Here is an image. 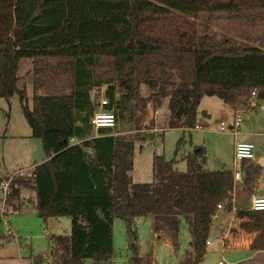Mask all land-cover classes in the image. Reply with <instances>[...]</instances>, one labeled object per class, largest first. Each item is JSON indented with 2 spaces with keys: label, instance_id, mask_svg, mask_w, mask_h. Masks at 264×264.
Instances as JSON below:
<instances>
[{
  "label": "trees",
  "instance_id": "1",
  "mask_svg": "<svg viewBox=\"0 0 264 264\" xmlns=\"http://www.w3.org/2000/svg\"><path fill=\"white\" fill-rule=\"evenodd\" d=\"M93 3L101 14L87 44L90 20L80 0H0V97L18 94L31 134L42 139L47 156L32 171L11 178L5 214L18 212L30 192L40 218H70L69 234L49 236L52 264H110L117 218L126 221L135 238L131 225L136 218L153 216L158 226L173 231L178 216L185 215L198 263L207 252L217 204L234 188L252 196L263 167L244 159L242 179L235 184L233 171L209 169L205 149L198 148L183 156L185 171L176 168L177 158L156 155V180L133 182L135 143L140 140L141 147L147 141L143 128L153 122H146L149 111L165 103L170 127L192 129L204 95L220 98L233 110L247 106L254 89L264 99V40L252 45L220 39L206 25L186 21L222 14L264 33V0ZM176 13L184 21L173 23ZM23 59L34 62L27 72L35 89L31 97L19 73ZM103 87L104 109L114 112L117 124L95 134L91 120L99 103L91 93ZM38 88L51 91L38 93ZM120 118H129L134 133L119 129ZM8 177L0 174V183ZM256 221L263 228L250 248L261 250L264 210L257 211ZM130 247L129 264H144L134 242ZM35 263L41 264V257Z\"/></svg>",
  "mask_w": 264,
  "mask_h": 264
},
{
  "label": "rangeland",
  "instance_id": "2",
  "mask_svg": "<svg viewBox=\"0 0 264 264\" xmlns=\"http://www.w3.org/2000/svg\"><path fill=\"white\" fill-rule=\"evenodd\" d=\"M80 2L84 14L90 20L85 29V42L88 44L97 33L95 19L101 14V11L95 7L93 0H80ZM206 17L203 16V19L199 20L187 17L186 21H191L196 26L199 25V22L203 26L206 25L208 30L220 39L228 36L252 45H261L264 40L262 28L233 22L222 14H214L207 19ZM172 21L178 24L184 19L176 13L172 16ZM33 66L32 60L23 59L19 71L24 76L29 97L35 92L31 74L27 73ZM102 89L104 87L97 92H101ZM143 90H145L144 87ZM50 91L47 88L37 89L38 93ZM94 91L96 90H93L92 93ZM103 96L104 93H101L99 99ZM255 97L257 94L251 99ZM238 108L243 110L245 107ZM238 108L233 110L220 98L204 95L199 106L198 120L199 124H203V128L199 130L170 127L169 110L166 103L157 110H150L146 122L151 120L153 122L143 128L148 139L146 142H142L141 147L140 140L135 143L133 182H154L156 180L153 172V160L156 155H163L167 160L177 158L176 168L185 171L187 163L182 159L183 156L198 148L205 149L208 168L212 170L226 168L233 172L238 169L240 171L241 163L235 160L233 151L234 132L220 131L221 121H225L227 125L233 124L235 115L240 110ZM203 111L207 116L202 114ZM241 116L244 118L240 123L241 129L247 127L252 128L255 132H260L255 134L251 140L256 145L258 152L264 155V101L261 100L260 105L256 108L243 110ZM131 125L133 124L129 118L119 119L120 130L129 133L133 128ZM131 133L134 132L131 130ZM237 140H243L242 136H237ZM42 156H46L42 139L31 135V127L23 113L18 94L10 99L0 97V174L10 176L18 171L23 164H27L26 162L32 157L40 158ZM257 185L259 192L264 194V170L260 174ZM229 196L230 194H227L224 199L223 203L226 205ZM245 196L250 199L254 197ZM28 197L31 198L30 192L24 194V198ZM3 208L4 197L0 190V215ZM5 219L16 236L5 235V224L0 220V232L5 235V239L0 241V264H31L32 261L35 263L36 260H40V257L41 264H52V258L48 254L51 250L49 236L69 234L71 231L70 218L50 217L45 221L38 216L36 207L30 203H25L18 212L7 214ZM229 220L230 218L225 219L222 226L219 227L224 233L229 228ZM128 230L125 220L115 219L113 254L110 264H129L133 256L130 244L133 242L139 255L145 257L144 264H219L220 262L234 264L246 255L244 249L238 246V242L231 237L228 238L230 246L225 247L224 241L218 239L219 232H217L210 235L213 245L207 247L204 259L196 263L190 218L185 215H180L177 218L176 235L171 233L174 230L170 232L164 226H158L153 216L134 219L131 230L134 232L132 235H135V238L130 237ZM33 256L34 258H32ZM87 263L93 264L91 261Z\"/></svg>",
  "mask_w": 264,
  "mask_h": 264
},
{
  "label": "crops",
  "instance_id": "3",
  "mask_svg": "<svg viewBox=\"0 0 264 264\" xmlns=\"http://www.w3.org/2000/svg\"><path fill=\"white\" fill-rule=\"evenodd\" d=\"M101 93H104V89H102L101 92L94 91L93 93H91V95H93L92 98L94 99L95 102L97 100V102L99 103V96L101 95ZM261 100L264 101V99L259 98L258 96L251 99L250 103L247 106H245V108H243V110L256 108L258 105H260ZM238 109L241 110V108H238ZM240 110L236 114L241 115L243 110H241V111ZM243 119L244 118L242 116L241 122H243ZM198 120H199V115H198ZM233 123H234V121H233ZM197 126H199V127H197ZM197 126L192 128V129H198L199 130V129L203 128L202 123L199 124V122H198ZM229 126H230L229 127L230 129H228L227 131L233 132L234 130L232 127L234 125L231 124ZM234 129L237 130L238 133L237 134L234 133L235 141H234V145H233V151H234L235 142L237 141V136H242L243 140H241V141L253 142L251 139H253L255 134L260 133V132H255L252 128L244 127L243 129H241L240 124L235 125ZM94 131H95L94 133L96 134L97 130H94ZM227 131H223V132H227ZM255 153H256V159H254V160L257 162L262 157H264V155H261V153L258 152L256 145H255ZM46 158H47V156H42L40 158L32 157L30 160H28V162H26L27 164H23L21 166V168L18 169V171H20L22 169H26V168L29 169V168L35 167L36 164L44 161ZM214 170H216V169H214ZM237 170L238 169H236L235 171H237ZM263 170H264V167H263ZM18 171H16V172H18ZM241 179H242V177H241ZM241 179L238 181H235L236 182L235 184L239 183L241 181ZM257 184H258V182H257ZM257 184L255 187V193L252 196H264V194L259 192ZM228 194H230V196H229V199L227 200V205H225L226 210L222 211L220 214L215 215L213 217L214 221H213L212 229L210 231V235L211 234L214 235L217 232H219L218 239H220V240L222 239V241H224L225 247L230 246V241L228 238L231 237L233 240H236L238 242V246H240L244 249V252H246L245 257L241 258V260L235 262L234 264H264V249L252 250L250 248V244H251L252 240L263 228V224L258 223L256 221L257 212L253 211L251 209L250 205H251L252 199H250V197H246L242 193H239L236 188H234V190H232V191H229ZM27 200H28V203L33 204V205L35 204V202L31 200V198L28 197ZM228 205H231V206L229 207ZM242 210L249 211V214H247L246 216H243V217L240 216L239 211H242ZM220 215L222 216V218L217 221V218L220 217ZM227 218H230L229 228L224 233L222 230H220L219 227L222 226L223 221ZM162 226H164L165 228L170 230V232L172 231L168 226H166L164 224ZM175 230H174V232H171L174 235H176ZM1 234L3 235V233H1ZM210 235H209V240H208V241H210V244H207V247L213 245V241L210 239ZM4 239L5 238H3V239L0 238V241H3ZM195 257H196V255H195ZM32 258H34V256ZM31 264H35V263L32 261Z\"/></svg>",
  "mask_w": 264,
  "mask_h": 264
},
{
  "label": "built area",
  "instance_id": "4",
  "mask_svg": "<svg viewBox=\"0 0 264 264\" xmlns=\"http://www.w3.org/2000/svg\"><path fill=\"white\" fill-rule=\"evenodd\" d=\"M256 90L254 89L252 92V96H256ZM108 104V99L103 96L99 99V108L98 110L95 111L93 117H92V125L94 127V130H97L99 128H114L116 127V116L114 114L113 111H108L104 109V106ZM242 121V116L240 114H236L235 119H234V123L233 125H238L240 124V122ZM197 126V125H196ZM233 128V132L235 134L238 133L237 130ZM199 127V126H197ZM230 126L227 125V123L225 121H222L220 123V131H227ZM78 139L72 138V142H77ZM235 149H234V155H235V160L239 163H241L244 159H250V160H254L256 159V153H255V145L250 142V141H241V140H237L235 142ZM34 169V167L29 168V169H22L12 175H10L8 178H3L1 183H0V190L3 193V197H4V208L3 211L0 215V219L4 222L5 224V235H9V236H13L15 237V233L13 232L12 228L10 227L8 221L5 219L6 214H5V210H6V205H5V198L6 195L9 191V185H10V181L11 178L16 175V174H24L26 171H32ZM241 179V173L239 170L234 172V180L238 181ZM226 199V198H225ZM223 201L219 202L217 204V209H216V215L220 214L222 211L226 210L225 207V203H223ZM251 209L253 211H262L264 210V196H254L252 198L251 201ZM207 244H210V241L206 242ZM220 264H222V262H220Z\"/></svg>",
  "mask_w": 264,
  "mask_h": 264
},
{
  "label": "water",
  "instance_id": "5",
  "mask_svg": "<svg viewBox=\"0 0 264 264\" xmlns=\"http://www.w3.org/2000/svg\"><path fill=\"white\" fill-rule=\"evenodd\" d=\"M202 114L204 116H207L206 112H204V111L202 112ZM258 163L264 167V157H262L260 160H258ZM221 218H222V216L220 215V217L217 218V221L220 220Z\"/></svg>",
  "mask_w": 264,
  "mask_h": 264
}]
</instances>
